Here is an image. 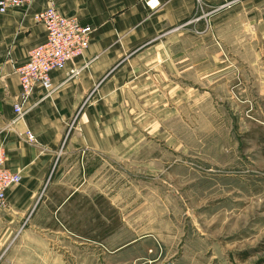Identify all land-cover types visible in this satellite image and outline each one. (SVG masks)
<instances>
[{"label":"crops","instance_id":"obj_1","mask_svg":"<svg viewBox=\"0 0 264 264\" xmlns=\"http://www.w3.org/2000/svg\"><path fill=\"white\" fill-rule=\"evenodd\" d=\"M146 1L53 0L61 16L90 27L89 41L79 57L49 73L53 91L43 97L34 90L15 122V70L45 39L33 17L48 0L0 13L2 166L20 176L0 208V264H63L64 254L88 259L95 245L119 252L135 243L118 233L124 218L107 198L106 168L114 175L122 161L137 158L144 128L152 131L149 119L159 127L165 110L195 107L196 90L226 88V65L209 63L219 56L206 51L210 34L264 42V0H154L153 9ZM194 17V27L207 33L191 37L179 29Z\"/></svg>","mask_w":264,"mask_h":264},{"label":"rangeland","instance_id":"obj_2","mask_svg":"<svg viewBox=\"0 0 264 264\" xmlns=\"http://www.w3.org/2000/svg\"><path fill=\"white\" fill-rule=\"evenodd\" d=\"M197 20L179 29L207 33ZM240 35L205 44L219 54L209 63L227 67L226 88L196 90L195 107L165 110L159 127L149 119L137 158L114 175L106 168L118 233L136 242L119 252L95 245L88 259L64 254L63 264H264V42Z\"/></svg>","mask_w":264,"mask_h":264},{"label":"built area","instance_id":"obj_3","mask_svg":"<svg viewBox=\"0 0 264 264\" xmlns=\"http://www.w3.org/2000/svg\"><path fill=\"white\" fill-rule=\"evenodd\" d=\"M31 0H0V13H5L10 8L26 7ZM145 4L153 9L157 5L154 0H148ZM33 20L45 30V39L42 44L27 52L25 63L16 68L19 92L16 103L12 104L14 118L12 122L21 119L24 114L22 105L31 96L34 90H42L43 97L53 91L49 82V73L54 69H61L64 63L79 57L87 47L88 36L91 29L87 25L80 26L73 17H63L56 12L53 0H48L47 7L38 12ZM70 72L69 75H75ZM24 140L33 142L30 132L26 131ZM2 151L0 149V208L4 205V192L20 181V176L10 173L2 166Z\"/></svg>","mask_w":264,"mask_h":264}]
</instances>
